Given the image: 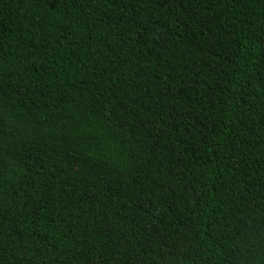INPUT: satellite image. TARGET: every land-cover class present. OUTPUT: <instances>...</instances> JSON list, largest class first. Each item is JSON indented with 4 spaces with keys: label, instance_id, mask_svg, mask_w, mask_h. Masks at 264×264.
<instances>
[{
    "label": "trees",
    "instance_id": "trees-1",
    "mask_svg": "<svg viewBox=\"0 0 264 264\" xmlns=\"http://www.w3.org/2000/svg\"><path fill=\"white\" fill-rule=\"evenodd\" d=\"M0 264H264V0H0Z\"/></svg>",
    "mask_w": 264,
    "mask_h": 264
}]
</instances>
